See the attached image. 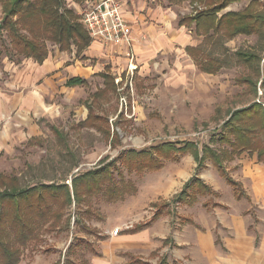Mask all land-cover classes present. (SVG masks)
<instances>
[{"label":"rangeland","instance_id":"obj_1","mask_svg":"<svg viewBox=\"0 0 264 264\" xmlns=\"http://www.w3.org/2000/svg\"><path fill=\"white\" fill-rule=\"evenodd\" d=\"M259 1L264 3V0ZM250 2L251 0L234 2L222 12H240ZM148 4L161 6L172 12L167 25L170 30L173 29L172 36L179 37L175 46L182 51L180 56L183 69L170 64L164 70L160 65L162 61L158 59L156 61L160 64L155 69L156 74L146 82L139 81L132 68L121 77L115 75L116 95L111 102L105 99L102 102L104 105L93 96L96 86L99 87L103 80L94 78L91 85L76 93L75 96H78L85 92L84 99L78 101V104H72L67 113H63L55 121L46 118L39 121L44 132L43 138L34 141L30 139L26 145L16 146V150L12 151H6L5 145L0 144V174L9 179L16 176L21 187L42 182L66 183L72 187L74 175L96 168L105 158H118L124 150L151 151L153 147L167 142L184 141L197 142L202 148L227 120L228 111L246 107L254 101H263L261 78L257 96H254L246 84L237 82L238 77L252 76L254 67L244 63L236 56V52L257 51L264 57V37L240 34L229 40L213 30L208 35H198L195 23L188 27L180 26L179 20L184 16H195L207 9L206 3L200 0H188L180 4H173L168 0H149ZM222 12L217 16H221ZM1 19L0 5V21ZM184 34L191 35L190 42L198 44L200 59H223L224 66L217 75L201 77L203 71L183 51ZM7 43L5 41L4 45ZM54 45L49 43V49L53 50ZM188 55L192 57L189 53ZM5 59L4 56L0 61L1 83L7 75L2 71L1 62ZM263 62L264 58L261 64ZM168 69L175 76L182 70L186 71L188 82L179 84L176 81L174 87L171 85L174 82L163 81L160 84L158 73L164 74ZM153 83L155 86L159 85V88L155 89ZM85 100L89 101L87 104H94L96 113L108 115L111 130L119 133L120 140L115 147L110 145L101 131L87 127L85 121H81L78 109L81 105L86 106L83 102ZM216 108L223 112L224 118L220 122L213 119ZM118 115L122 116L121 120ZM156 156L162 161L161 169L145 170L142 173L129 171L119 161L118 168L127 181L135 184L137 192L116 202H109L98 195L88 197L81 205L68 204L62 209L63 221L55 224L59 226L55 228L54 225L49 227L47 224L39 237L24 249L19 264L63 263L69 246L77 237L93 244L102 254L97 256L89 251L82 254L89 264H125L127 258L120 251L128 250L131 243H134L129 234L121 235V232L135 224L148 222L156 211L151 203L171 200L195 176L196 163L190 154L180 157L177 154L176 160ZM205 163L206 167L199 175L220 196L201 197L193 206L173 203L170 208L172 212L164 213L158 221L153 222L148 227L146 237L135 243V255L150 258L151 251L160 250L161 254L168 256V264H179L180 261L186 264H264V165L257 162L255 154L248 152L233 162H225L229 174L246 189L247 195L237 200L233 188L220 176L212 163L209 160ZM114 172L117 170L114 169ZM3 188L1 183L0 190ZM208 198L226 204L228 209L204 206L203 203ZM186 217L193 222L183 224L182 219ZM218 234L227 247L226 251L214 245ZM101 236L106 238L101 240ZM257 236L259 243L255 246ZM167 237H173L174 243L164 246ZM151 262L157 264V259H152Z\"/></svg>","mask_w":264,"mask_h":264},{"label":"trees","instance_id":"obj_2","mask_svg":"<svg viewBox=\"0 0 264 264\" xmlns=\"http://www.w3.org/2000/svg\"><path fill=\"white\" fill-rule=\"evenodd\" d=\"M74 1L81 3L85 0ZM168 1L180 4L188 0ZM240 1L242 0H200L206 3L207 9L195 16H184L179 20V25L188 27L195 23L198 35H208L213 30L229 40L240 34L264 37V8L262 7L264 3L261 1L251 0L250 4L240 12H222L234 2ZM0 5L2 6L0 61L5 56L16 63L29 58L43 63L50 54L49 43L57 45L60 51H72L75 47L76 55L79 57L92 41L88 30L80 22L74 9L67 5L66 0H0ZM221 12L222 15L218 17L217 14ZM5 41L8 42L6 45H4ZM186 51L203 72L216 74L224 66L223 59L220 58L200 59L198 47H187ZM236 56L254 67L252 76L238 77L237 82L246 84L254 96H257L260 78L264 89V62L261 64L264 57L257 51L248 50H238ZM99 75L103 79L104 86L99 88L93 96L98 101L105 99L110 101L117 91L115 76L110 68ZM66 85L87 87L89 81L81 77H73L67 81ZM262 98L263 101H254L246 107L228 111L227 120L217 128L209 143L204 144L202 148L197 142L184 141L167 142L162 146L153 147L151 151L124 150L118 158L111 160L105 158L96 168L74 175L72 187L66 183L57 184L55 182L34 183L21 187L16 176H11L9 179L0 174L2 180L0 182L4 186L0 190V264H19L24 249L39 237L47 224L49 227L59 226L55 224L61 221L62 209L68 204L81 205L88 197L98 195H102L109 202H116L123 200L129 194L136 193L135 184L127 181L118 168L119 161L129 171L136 170L138 173L161 169L162 161L160 162L156 155H162L168 160H176L178 159L177 154L179 157L190 154L197 163L195 176L184 184L179 193L173 195L169 201L151 203V206L156 208L151 219L148 222L135 224L132 228L121 232V235L135 234L146 229L164 213H171L170 208L173 203L193 206L201 197L220 196L199 176V172L206 167L205 162L208 160L233 188L235 198L241 200L247 194L243 185L229 174L225 162H233L244 152H248L255 153L258 161L264 164V92ZM83 102L89 110L85 126L101 131L110 141V145L115 147L120 140L119 133L111 130L108 115L96 113L93 108L94 104H87L88 100ZM120 115H118L119 118L122 117ZM215 118L216 120L224 118L221 109L216 110V116L213 119ZM37 139L39 138H32V141ZM114 169L117 172H114ZM8 180L11 182L8 183ZM203 204L206 207L212 205L227 208L226 205L214 202L210 198ZM182 221L183 224L193 222L187 217ZM76 222L79 223L78 220ZM105 238L106 236L100 237L101 240ZM169 243H174L173 237H167L164 240V246ZM214 243L222 250H227L220 235L216 237ZM258 243L259 237L257 236L255 245L257 246ZM87 251L102 256L93 244L77 237L69 246L64 262L58 261L56 264H89V261L82 257V254ZM122 255L128 259L125 264H152V259H157V264H168V256L161 254L160 250L151 252L150 258L129 252L122 253ZM179 264L186 263L180 261Z\"/></svg>","mask_w":264,"mask_h":264},{"label":"crops","instance_id":"obj_3","mask_svg":"<svg viewBox=\"0 0 264 264\" xmlns=\"http://www.w3.org/2000/svg\"><path fill=\"white\" fill-rule=\"evenodd\" d=\"M91 1L98 0H85L81 3L66 0V3L74 9L81 22L80 10L87 2ZM118 1L122 5L123 16L131 27V46L125 43L117 44L91 38L90 45L79 57L76 55L75 47L72 51H60L59 47L54 45L52 46L53 50L50 49V54L43 63H38L32 58L23 59L20 63H16L8 57L1 62L3 63L2 71H5L7 75L4 77V81L0 82V144L5 145L6 151L16 150V146L26 145L32 138H43L44 132L39 124L42 118L55 121L63 113H67V109L72 104H78V101L84 99L85 92L78 96L75 95L86 86L69 87L66 85L67 81L73 77L84 78L91 85L94 78L102 79L99 74L106 71L107 68H110L114 76L119 75L120 77L132 68L135 69L138 80L146 82L156 74L155 69L160 64L156 61L158 59L162 61L160 65L164 67V70L170 64L182 68L180 56L182 51H179L175 46L179 37H173V29L170 30L167 25L172 16L170 9H164L161 6H149V0ZM150 15L153 17H150ZM149 17L150 19H148ZM182 37L185 39L183 51L194 63V59L188 55L186 48L197 47L198 44L190 42L191 35L184 34ZM129 54H132L133 59ZM170 71L168 69L164 74L158 73L160 84L163 81L174 82L171 84L174 87L176 81L179 84L188 82L186 71L182 70L176 76L169 73ZM217 74L203 72L201 77ZM103 86L102 81L99 87L102 88ZM99 87L96 86V91ZM154 88L158 89L159 85ZM103 101L100 100L99 102L102 103ZM104 104L102 103V105ZM78 110L81 114V121H85L89 110L83 105ZM233 110L236 109L231 111ZM218 121L220 122V120ZM76 122L78 123L79 120ZM257 162L262 164L258 159ZM200 178L203 179L201 176ZM213 189L215 190L214 187ZM244 190L246 191L245 188ZM226 209H228V206ZM148 230L149 228L135 234H129L134 244L131 243L128 250L120 251V253L129 252L135 255V243L143 240ZM124 235L127 236V234Z\"/></svg>","mask_w":264,"mask_h":264},{"label":"built area","instance_id":"obj_4","mask_svg":"<svg viewBox=\"0 0 264 264\" xmlns=\"http://www.w3.org/2000/svg\"><path fill=\"white\" fill-rule=\"evenodd\" d=\"M80 16L91 38L131 46V27L123 16L122 5L118 0L87 2L81 8ZM129 55L133 59L132 54Z\"/></svg>","mask_w":264,"mask_h":264}]
</instances>
